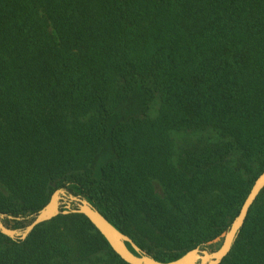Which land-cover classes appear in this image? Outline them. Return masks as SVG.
<instances>
[{
  "label": "trees",
  "instance_id": "1",
  "mask_svg": "<svg viewBox=\"0 0 264 264\" xmlns=\"http://www.w3.org/2000/svg\"><path fill=\"white\" fill-rule=\"evenodd\" d=\"M263 170L264 0H0V213L69 188L169 262L220 238ZM0 264L127 263L69 214L0 233ZM220 264H264V189Z\"/></svg>",
  "mask_w": 264,
  "mask_h": 264
},
{
  "label": "water",
  "instance_id": "2",
  "mask_svg": "<svg viewBox=\"0 0 264 264\" xmlns=\"http://www.w3.org/2000/svg\"><path fill=\"white\" fill-rule=\"evenodd\" d=\"M264 189V170L254 181L240 211L224 233L221 246L216 251H209L205 245L198 246L169 262H161L149 256L125 234L117 230L84 197L74 195L64 188L55 190L48 203L37 213L29 217H13L0 213V233L13 241H23L38 225L48 222L59 215L81 214L85 216L99 234L107 241L112 251L127 264H220L231 251L232 246L243 227L250 207ZM23 229H11L4 220H26ZM129 246L132 248L130 250Z\"/></svg>",
  "mask_w": 264,
  "mask_h": 264
},
{
  "label": "rangeland",
  "instance_id": "3",
  "mask_svg": "<svg viewBox=\"0 0 264 264\" xmlns=\"http://www.w3.org/2000/svg\"><path fill=\"white\" fill-rule=\"evenodd\" d=\"M173 137L175 138V141H176V147L180 149L182 146L185 145V143L186 144L187 143H189V144L195 143L197 141V139L200 138V134H194L192 131H179V132L173 133ZM106 160H107V158H105V159L103 158V161L104 162ZM64 189H66L67 191H69L70 193H72L69 190V188H64ZM80 196H82V195H80ZM82 197H84V196H82ZM29 216H31V215H26V216H22V217H29ZM29 222H30V219L20 220V221H16V220H4V224L6 226H8L9 228H11V229H23L26 225H28ZM223 237H224V234L220 238L216 239L215 241H213L211 243H207L205 245V247L209 251H216L221 246ZM149 256H151V255H149Z\"/></svg>",
  "mask_w": 264,
  "mask_h": 264
}]
</instances>
